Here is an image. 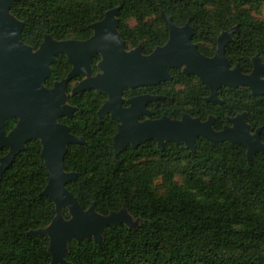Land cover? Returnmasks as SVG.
I'll list each match as a JSON object with an SVG mask.
<instances>
[{
  "label": "trees",
  "instance_id": "16d2710c",
  "mask_svg": "<svg viewBox=\"0 0 264 264\" xmlns=\"http://www.w3.org/2000/svg\"><path fill=\"white\" fill-rule=\"evenodd\" d=\"M262 4L264 0H21L12 5L11 13L24 24V43L35 50L46 35L56 41L89 39L91 26L115 8L126 48L142 43L145 55L168 40L162 14L178 27L189 24L192 42L206 56L214 54L223 32L238 26L226 56L232 66L239 64L243 72H249L253 57L264 62V21L251 20L245 8ZM152 14L163 30L142 24ZM131 17L140 23L137 33L123 26ZM69 69L65 57H57L46 86L64 79ZM171 76L172 81L127 90L124 96H163L152 104L155 118L180 119L188 114L205 121L214 116L215 130H221L228 117L246 113L253 131L263 127L264 142V96H253L248 88H222L221 104L206 103L209 90L196 77L177 69ZM193 80L197 87L185 98L170 90L173 84ZM105 101L104 95L95 92L69 98L77 112L72 122H62L86 144L68 148L66 171L77 176L67 189L83 210L95 205L98 213L108 215L126 207L139 225L109 227L102 247L93 240L71 241L66 260L72 264H264V156L257 154L249 162L240 145L199 138L196 152L174 143L160 150L155 141H149L136 149L128 146L115 157L116 125L110 117L99 120L97 115ZM14 125L15 120H9L6 130ZM41 151L39 141L28 143L1 178L0 264L52 262L48 238L28 235L47 227L56 215L54 203L41 196L49 180ZM6 154V149L0 150V160ZM159 156L183 163L181 173L197 196L176 186L161 196L145 180L133 183L135 163Z\"/></svg>",
  "mask_w": 264,
  "mask_h": 264
},
{
  "label": "water",
  "instance_id": "95a60500",
  "mask_svg": "<svg viewBox=\"0 0 264 264\" xmlns=\"http://www.w3.org/2000/svg\"><path fill=\"white\" fill-rule=\"evenodd\" d=\"M19 1L0 0V149L9 148L0 161V182L15 158L26 150L27 143L39 141L41 158L49 173L41 196L54 203L56 215L47 227L30 231L28 235L48 238L51 264H72L66 260L71 241L93 240L102 247L104 233L109 227L126 225L136 228L139 225L126 207L108 215L98 213L95 205L83 210L67 189L77 176L66 171L64 160L68 145L84 144L82 139L70 134L67 126L58 122L65 116L72 118L76 111L67 104L66 87L71 79L88 76L73 89L72 95L95 91L107 96L98 115L99 118L110 115L115 122H121L113 138L115 157L127 145L136 149L151 140L157 141L160 149L169 142L177 146L183 144L196 152L199 138L211 143L240 145L246 150L249 162L257 154L264 156L262 128L252 132L246 113L230 119L232 126L217 132L213 128V117L202 121L183 115L180 120L162 117L140 122L141 118L151 116L147 104L159 97H133L128 100L129 106H124V91L168 82L172 69L197 77L210 90L207 102H220L218 92L221 88H248L253 96H264V63L259 56L253 58L251 74H243L240 66L229 67L225 51L233 41L238 26L219 36L216 54L208 58L192 42L193 29L189 24L178 27L170 17L162 14L169 27L168 41L145 55L142 45L127 50L118 29L119 9L115 8L91 26L93 35L88 40L56 41L46 35L39 49L34 51L23 42L24 24L11 13L12 5ZM58 54L67 55L73 69L66 80L55 83L49 89L45 82L51 75V66ZM96 54L102 57L98 64L102 73L90 78V61ZM11 118L18 119V123L7 135L6 121ZM65 210L68 211V219L64 217Z\"/></svg>",
  "mask_w": 264,
  "mask_h": 264
},
{
  "label": "rangeland",
  "instance_id": "374dc122",
  "mask_svg": "<svg viewBox=\"0 0 264 264\" xmlns=\"http://www.w3.org/2000/svg\"><path fill=\"white\" fill-rule=\"evenodd\" d=\"M245 10L248 12L250 19L253 21H264V4L254 7H246ZM139 21L131 17L128 18L123 26L134 33L139 30ZM143 25H149L154 30H163L164 25L160 22L156 15H148L142 22ZM120 33V32H119ZM143 44L140 43L139 46ZM137 48V47H136ZM135 49L128 46L127 50ZM212 50V46H210ZM216 51V47L214 53ZM75 85V83H72ZM197 87V82L195 80L191 83H176L171 85L170 90H172L178 97L185 98L188 91L194 90ZM136 164L137 172L133 176V183H141L142 180L149 182L150 190L157 195L165 196L168 191L173 187H179L185 193L197 196L196 191L190 187L187 182L186 177L181 173V168L183 163H175L169 159H163L162 157H154L151 159L144 158ZM199 197H197L198 199ZM131 215V214H130ZM69 214L68 211H64V217L66 218ZM132 216V215H131ZM133 217V216H132ZM66 218V219H68ZM134 219V217H133Z\"/></svg>",
  "mask_w": 264,
  "mask_h": 264
},
{
  "label": "flooded vegetation",
  "instance_id": "af4514ba",
  "mask_svg": "<svg viewBox=\"0 0 264 264\" xmlns=\"http://www.w3.org/2000/svg\"><path fill=\"white\" fill-rule=\"evenodd\" d=\"M167 24V23H166ZM168 26V25H167ZM168 30H169V27H168ZM23 35V34H22ZM93 35V34H92ZM92 37V36H91ZM90 37V38H91ZM23 38V37H22ZM45 38V37H44ZM169 38V37H168ZM219 38V37H218ZM88 40V39H87ZM44 41V40H43ZM85 41V40H84ZM168 41V40H167ZM24 42V41H23ZM233 42V41H232ZM231 42V43H232ZM43 43V42H42ZM41 43V44H42ZM167 43V42H166ZM165 43V44H166ZM25 44V43H24ZM164 44V45H165ZM230 44V43H229ZM228 44V45H229ZM26 45V44H25ZM227 45V46H228ZM28 46V45H27ZM41 46V45H40ZM39 46V47H40ZM30 47V46H29ZM217 47H218V39H217V46H216V51H217ZM32 48V47H31ZM227 48V47H226ZM39 49V48H38ZM38 49H33L34 51H37ZM216 51H215V53L212 55V56H206V57H208V58H212V57H214V55L216 54ZM203 54V53H202ZM149 55V54H148ZM204 55V54H203ZM225 55H226V51H225ZM61 56H63V57H65V59H66V62H67V64H69V66H70V69H69V71L67 72V75H66V77L64 78V79H62V80H60V81H56V82H54L53 83V85H52V87L51 88H53V86H54V84L55 83H57V82H61V81H64V80H66L67 79V77L69 76V74L71 73V71H72V69H73V65L69 62V60H68V57H67V55H65V54H58V55H56L55 56V60H56V58L57 57H61ZM226 58H227V60L229 61V67H230V69H234V68H236L237 66H240L239 64H236V65H234V66H232L231 65V62H230V60L228 59V57L226 56ZM254 58V57H253ZM253 58L251 59V64H252V68H251V70L249 71V72H243L242 71V68L240 67V69H241V71H242V73L243 74H251L252 73V71H253ZM55 60H54V62H55ZM102 60V57H101V55H99V54H96V55H94L93 57H92V59H91V61H90V66H91V76H90V78H93V77H95L96 75H98V74H100V73H102V71L98 68V64L100 63V61ZM262 61V60H261ZM54 62H53V64H54ZM263 62V61H262ZM264 63V62H263ZM52 64V65H53ZM51 69H52V66H51ZM172 70H174V69H172ZM171 70V71H172ZM177 70H180V69H177ZM171 71H170V74H171ZM182 71V70H181ZM183 72V71H182ZM51 74H52V70H51ZM50 77H51V75H50ZM49 77V78H50ZM195 77V76H194ZM48 78V79H49ZM197 78V77H196ZM47 79V80H48ZM85 79H88V76L87 75H80V76H77V77H75V78H73V79H71L70 81H68V83H67V87H66V94H67V104L68 105H70V106H72L70 103H69V98L70 97H74V96H77V95H80V94H83V93H91V92H95V91H90V92H88V91H84V92H81V93H79V94H76V95H72V91H73V89H75L78 85H79V83H81L83 80H85ZM198 79V78H197ZM46 80V81H47ZM199 80V79H198ZM170 81H172V76H171V80ZM169 82V81H168ZM72 83H75V85H72ZM166 83V82H165ZM200 83L201 84H203L201 81H200ZM161 84H163V83H161ZM160 84V85H161ZM204 85V84H203ZM45 86H46V82H45ZM159 86V85H158ZM205 86V85H204ZM47 87V86H46ZM155 87H157V86H155ZM206 87V86H205ZM48 88V87H47ZM51 88H49V89H51ZM141 88H145V87H141ZM137 89H139V88H137ZM222 89V88H221ZM220 89V90H221ZM128 90H130V89H128ZM134 90H136V89H134ZM209 90V89H208ZM219 90V91H220ZM127 91V90H126ZM95 93H97V92H95ZM124 93H125V91H124ZM124 93H123V97H124V99H125V103H124V106L125 107H128L129 106V104H128V100L129 99H131V98H133V97H137V96H143V95H149V96H153V97H159V99L158 100H156V101H154V102H151V103H148L147 104V110L151 113V116L148 118V117H143V118H141L139 121L140 122H142V121H145V120H147V119H150V120H157V119H160V118H162V117H167V116H162V117H160V118H155V113L152 111V104H154V103H156L157 101H159V100H161L162 98H163V96H157V95H150V94H140V95H136V96H133V97H130V98H125V96H124ZM219 93V92H218ZM98 94H101V93H98ZM103 95V94H102ZM105 96V95H104ZM209 96H210V90H209ZM209 96L208 97H206L204 100H205V102L206 103H211V102H207L206 101V99L207 98H209ZM106 97V101H107V96H105ZM218 99H219V97H218ZM220 100V99H219ZM105 101V102H106ZM105 102H104V104H105ZM214 103H217V104H221V100H220V102H214ZM103 104V105H104ZM102 105V106H103ZM73 108H75L76 109V111L74 112V114H73V116H72V118H69V117H62V118H60L59 119V123L60 124H62V125H65V126H67L68 128H69V132H70V134L71 135H73L72 133H71V131H70V127L67 125V124H65V123H63L62 122V120H69V121H73V119H74V116H75V113L77 112V108L76 107H74V106H72ZM101 109V108H100ZM99 109V110H100ZM99 112V111H98ZM98 115V114H97ZM183 115H188V114H182V116H181V118L183 117ZM240 115V114H239ZM110 117V115H105L104 117H102V118H99V115H98V119L99 120H103L104 118H106V117ZM188 116H190V115H188ZM236 116H238V115H236ZM235 116V117H236ZM191 117V116H190ZM210 117H213L214 118V123H213V128H214V125H215V123H216V118L214 117V116H209L205 121H207ZM235 117H228L227 118V124H225L224 126H223V128L221 129V130H215V128H214V130L215 131H217V132H219V131H222V130H224L225 129V127H230V126H232V124H231V122H230V119H232V118H235ZM169 118V117H168ZM180 118V119H181ZM192 118H194V117H192ZM110 119L115 123V125H116V133H115V135L117 134V132H118V126H120L121 125V122L120 123H117V122H115L111 117H110ZM171 119V118H170ZM180 119H172V120H180ZM200 119V118H199ZM9 120H15V125H14V127H13V129L12 130H10V131H7L6 130V126H5V131H6V134L8 135L11 131H13L14 129H15V127H16V125H17V123H18V119H16V118H11V119H8L7 121H6V124H7V122L9 121ZM203 121V120H202ZM246 121H247V118H246ZM248 123V122H247ZM249 124V123H248ZM251 126V125H250ZM252 128V127H251ZM260 128H262V131H263V127H260ZM259 129V128H258ZM252 130V129H251ZM257 130V129H256ZM256 130H252V132H255ZM261 134H262V132H261ZM114 135V136H115ZM74 137H76L75 135H73ZM114 136H113V138H114ZM76 138H80V139H82L83 141H84V139L83 138H81V137H76ZM198 140V139H197ZM151 141H155V140H151ZM32 142V141H31ZM112 142H113V139H112ZM149 142V141H148ZM156 142V144H157V147L159 148V146H158V143H157V141H155ZM30 143V142H29ZM147 143V142H146ZM166 143H169V142H166ZM165 143V144H166ZM28 144V143H27ZM86 143H85V141H84V144H70V145H68V148H69V146H72V145H74V146H80V145H85ZM143 145V144H142ZM176 145V144H175ZM27 146V145H26ZM113 146V145H112ZM128 146H130V147H132L131 145H127V147ZM141 146V145H140ZM165 146V145H164ZM126 147V148H127ZM125 148V149H126ZM2 149H6L7 150V153L9 152V148H7V147H4V148H1L0 150H2ZM160 149V148H159ZM113 150H114V147H113ZM160 150H162V149H160ZM68 152V151H67ZM115 154V153H114ZM7 155V154H6ZM5 155V156H6ZM4 156V157H5ZM3 158V157H2ZM1 158V159H2ZM1 161V160H0ZM64 162H65V160H64ZM66 166V165H65ZM69 173H73V172H69Z\"/></svg>",
  "mask_w": 264,
  "mask_h": 264
}]
</instances>
